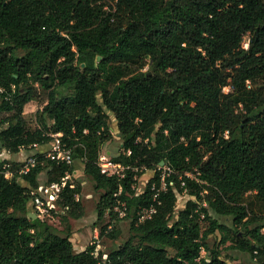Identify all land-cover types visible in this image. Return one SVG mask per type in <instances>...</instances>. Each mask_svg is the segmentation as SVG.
Here are the masks:
<instances>
[{"label":"trees","instance_id":"trees-1","mask_svg":"<svg viewBox=\"0 0 264 264\" xmlns=\"http://www.w3.org/2000/svg\"><path fill=\"white\" fill-rule=\"evenodd\" d=\"M112 8L108 0H0V111L9 113L0 139L16 153L61 132L99 192L97 218L124 203L129 235L108 253L94 243L75 251L69 232L30 217L31 190L73 171L36 150L25 173L0 160V264H228L219 249L228 241L264 264V210L246 203L264 209V0H116ZM34 84L47 101L42 127L30 128L23 108ZM110 115L122 138L113 159L121 178L97 165ZM161 160L170 168L165 189ZM146 168L154 174L135 194ZM80 189L66 184L51 214L80 216ZM176 191L190 197L173 217ZM151 204L156 211L139 221Z\"/></svg>","mask_w":264,"mask_h":264},{"label":"rangeland","instance_id":"rangeland-1","mask_svg":"<svg viewBox=\"0 0 264 264\" xmlns=\"http://www.w3.org/2000/svg\"><path fill=\"white\" fill-rule=\"evenodd\" d=\"M247 41L248 37L247 35H245L242 40V46L245 48L248 46ZM147 69L148 66L146 65L143 70ZM223 89L227 91L229 87L225 86ZM46 101L47 90L45 88L40 87L38 84H34L33 96L23 108V117L25 119L26 126L30 128L42 127V120L40 118L39 111L41 110L42 106L45 104ZM8 114V112L0 111V121L2 119H5ZM108 124L109 126H115V121L112 115L109 116ZM6 125L7 123L5 122L0 124V131L4 129ZM6 142V138H3V140L0 139V158L4 157L5 159H8L11 162L17 161L18 163H21V161L30 152L29 148L20 149L16 153L9 152L7 150L8 146ZM107 151H109L108 154ZM122 152V138H120L119 135H110V137H108L99 148V154H106L112 160L119 157ZM72 164V182L79 181L81 184V189L78 198L81 204L82 214L80 216H74L70 213H66V221H64V219H62V215H53L50 213L48 215H45L44 219L50 225H52L58 233L65 234L66 232H69V238L75 251H80L84 249L87 245L94 243L96 251L108 253L109 250L115 248L128 237L130 231V221L132 218L133 211H127L121 206H117V209L114 210L115 212H117L115 213V215L111 216V214L106 212L102 219H98L95 208L97 200L99 198V192L94 188V181L84 174L83 162L81 159L75 158ZM153 174V169L146 168L141 175L134 177L133 188L136 192L135 194H138L143 190L148 179L151 178ZM46 178L47 175L45 169H43V171L39 174V179L40 181H44V179ZM21 183H24V181L21 180ZM189 197L190 196L186 192L176 191V201L173 217H175V213L177 212V210L183 207ZM249 200H254L253 206L250 202H248ZM246 203H248V205L251 206L256 212H262L264 210L262 204L251 197H247ZM33 211L34 209L31 207L30 212L32 213ZM209 212L211 213V215L219 219H223L222 215L215 213L212 209H209ZM66 223L68 224V228L65 227ZM104 224H107V227L104 233L101 234L100 229ZM219 239L220 233L218 231H215L213 234L209 235L208 243L211 247H213L216 243L219 242ZM229 243L230 242L228 241L224 244H219V249L221 250V257L228 264H257V260L252 257L249 251L239 250L235 248H226L225 246ZM203 253L205 255V252Z\"/></svg>","mask_w":264,"mask_h":264},{"label":"built area","instance_id":"built-area-1","mask_svg":"<svg viewBox=\"0 0 264 264\" xmlns=\"http://www.w3.org/2000/svg\"><path fill=\"white\" fill-rule=\"evenodd\" d=\"M116 0H108V4L112 5V9H114ZM107 6V5H106ZM105 6V7H106ZM248 42V41H247ZM49 120V119H48ZM115 126H109L108 131L110 135H119L116 120ZM117 129V130H116ZM51 136V140L43 143L37 144L33 143L30 146V152L26 155V157L19 163V173L27 172L31 167H33L37 163V156L35 155V151H39L45 158H49L57 163L63 162L65 164L71 165L74 161L72 155V148L68 146L62 139H61V132L56 133H49ZM46 148H45V147ZM109 151H107L108 154ZM5 159L4 157L0 158ZM10 163L6 162L4 166H9ZM97 165L101 173L105 175H116L118 178H121L124 173V166L118 162L113 161L109 158L108 155L100 153L99 158L97 161ZM158 169L161 170V177H160V189H165V180L164 175L170 171L169 166L163 160L159 162ZM73 172V171H72ZM66 172L59 180H53L50 182L40 183L36 189L31 190L32 197L30 198L29 204L34 209L31 214L35 216H39L40 218H44L45 215L50 214L51 209H57L58 204L57 200L59 199L60 193L62 188L68 184L69 187H73L75 182H72L71 173ZM5 176H10V171L6 170L4 172ZM133 187V184H132ZM176 193V192H175ZM157 192L154 193V196H157ZM78 199V195L76 196ZM124 203H121V207L125 209L123 206ZM117 209V206H114ZM156 211V208L153 204L149 205L148 207H142L138 211V220L143 221L146 218H150L151 215ZM120 212V210H119ZM201 256H204L205 250L201 249Z\"/></svg>","mask_w":264,"mask_h":264},{"label":"water","instance_id":"water-1","mask_svg":"<svg viewBox=\"0 0 264 264\" xmlns=\"http://www.w3.org/2000/svg\"><path fill=\"white\" fill-rule=\"evenodd\" d=\"M100 56H98L97 58H99ZM29 216L30 217H35V215L34 214H31L30 212H29Z\"/></svg>","mask_w":264,"mask_h":264},{"label":"crops","instance_id":"crops-1","mask_svg":"<svg viewBox=\"0 0 264 264\" xmlns=\"http://www.w3.org/2000/svg\"><path fill=\"white\" fill-rule=\"evenodd\" d=\"M45 147V146H44ZM46 148V147H45Z\"/></svg>","mask_w":264,"mask_h":264}]
</instances>
